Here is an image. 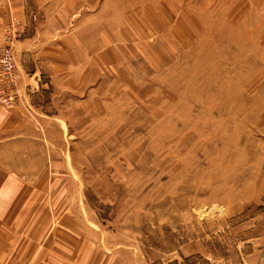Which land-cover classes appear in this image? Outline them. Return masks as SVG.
<instances>
[{"label":"rangeland","instance_id":"rangeland-1","mask_svg":"<svg viewBox=\"0 0 264 264\" xmlns=\"http://www.w3.org/2000/svg\"><path fill=\"white\" fill-rule=\"evenodd\" d=\"M0 7V48L8 23L24 24L19 89L42 143L26 146L23 210L38 218L45 203L90 261L264 264V0Z\"/></svg>","mask_w":264,"mask_h":264},{"label":"crops","instance_id":"crops-1","mask_svg":"<svg viewBox=\"0 0 264 264\" xmlns=\"http://www.w3.org/2000/svg\"><path fill=\"white\" fill-rule=\"evenodd\" d=\"M5 19L6 14L0 7V32ZM0 37H2L1 33ZM28 52L29 48H26V44H18L16 49L18 60L16 71L23 93L26 90L25 76H29L28 72L24 71L26 68L23 67L25 53ZM34 73L36 72L31 74ZM37 82L38 80L34 82V85H38ZM27 83V85L33 87V84H30L31 82ZM29 102L32 104L30 100ZM21 106L19 105L10 112L0 109V264H91V262H93L92 264H105V262L101 263V255L98 254H95L97 257L90 261L89 256H85L87 252L83 251V248L80 254L66 249V241H70V236L67 237L65 234L60 233L57 235L55 221L53 220L51 223L43 216V211L47 210L45 203H42V206L36 204L35 210L37 212L41 210L42 212L38 215V218H32L28 207L26 206L23 210L22 203H18L19 199L15 198L16 194L22 190L24 192L18 193L17 196H28L32 193V188L25 181L35 177L30 172L33 169L30 168L29 171L27 167L35 161V156H33V150H26V146L32 148L34 144L42 146L41 142L35 140L37 136L32 134L31 123L27 122L26 119L27 116L33 113V109L29 114L30 110L27 111L24 106ZM34 120L36 121V119ZM41 123L46 128L47 123ZM16 143L21 145V151L16 152L17 154L11 153L10 149ZM15 155L20 157V160L18 159V163L22 166L20 170L12 166V164H15L13 160ZM41 159L44 160L42 157ZM45 160L50 161V156ZM42 172L45 171L42 169ZM41 178H44V173H41ZM13 180L23 181V185L18 184L20 188L13 187ZM60 237L65 242L64 245L57 241ZM68 245L70 246V242Z\"/></svg>","mask_w":264,"mask_h":264},{"label":"built area","instance_id":"built-area-1","mask_svg":"<svg viewBox=\"0 0 264 264\" xmlns=\"http://www.w3.org/2000/svg\"><path fill=\"white\" fill-rule=\"evenodd\" d=\"M33 19H35L34 16ZM24 31L23 23L11 20L4 33L3 42L5 43L0 48V105L8 110L19 105L24 106L27 111L31 110L27 97L24 100V94L20 93L15 71V46L22 40Z\"/></svg>","mask_w":264,"mask_h":264},{"label":"trees","instance_id":"trees-1","mask_svg":"<svg viewBox=\"0 0 264 264\" xmlns=\"http://www.w3.org/2000/svg\"><path fill=\"white\" fill-rule=\"evenodd\" d=\"M26 68V67H25Z\"/></svg>","mask_w":264,"mask_h":264}]
</instances>
